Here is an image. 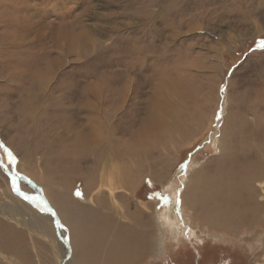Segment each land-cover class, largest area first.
Here are the masks:
<instances>
[{
  "label": "rangeland",
  "instance_id": "rangeland-1",
  "mask_svg": "<svg viewBox=\"0 0 264 264\" xmlns=\"http://www.w3.org/2000/svg\"><path fill=\"white\" fill-rule=\"evenodd\" d=\"M261 42L264 0H0V264H85L97 216L148 223L125 263L264 264Z\"/></svg>",
  "mask_w": 264,
  "mask_h": 264
},
{
  "label": "bare ground",
  "instance_id": "bare-ground-1",
  "mask_svg": "<svg viewBox=\"0 0 264 264\" xmlns=\"http://www.w3.org/2000/svg\"><path fill=\"white\" fill-rule=\"evenodd\" d=\"M38 76H39V81H40L39 83L43 84L44 79H45L44 71H38ZM31 98H32L31 100L34 103H36L37 106H41L40 103L44 102V94L42 92L31 94ZM64 207L67 208V206H64ZM68 209L69 208L66 209L67 210L66 213L68 212ZM94 221H95L93 222L94 228L91 227V230L89 232L88 231L84 233L82 232V235L84 234L86 244L89 245L88 252L90 253V255L86 254L87 257L84 256L85 259L87 260L85 264H94L95 261L100 259V255L102 254V252L108 253L110 255L109 256L110 261H108L107 263L104 262L101 264H130L128 260H127L128 263L127 262L125 263L124 259L126 256H133V255L137 257L138 255L143 256L144 253L147 252L151 248L152 241L149 237L150 234L146 233L142 229L144 227H148V223L138 222L137 227H136L138 229L136 231H133L131 226H129L128 224L127 225H122V224L116 225L117 223L115 222V224L113 223L114 225L110 226L112 228L109 230L110 232H107L109 234V237H108L105 231H104L105 234L104 233L101 234L102 232L100 233L96 230L97 228H99V226H101L105 222L99 221L98 216L95 217ZM94 229H95V233H94ZM15 236H19L21 238L20 241H17L14 238ZM80 238L79 240H77V242L75 241L77 243L76 245L77 247L78 246L80 247V245L84 241V239L82 238L80 239ZM24 241H26V238H24V232L14 230L13 228L6 229L5 231H0V249L5 252L11 253L12 255L18 257L19 259H23L27 256V255L25 256L24 253L20 254L22 252L21 244ZM96 244L99 246L95 248L94 245L96 246ZM108 245H109V250L106 251L105 247H107Z\"/></svg>",
  "mask_w": 264,
  "mask_h": 264
},
{
  "label": "snow or ice",
  "instance_id": "snow-or-ice-1",
  "mask_svg": "<svg viewBox=\"0 0 264 264\" xmlns=\"http://www.w3.org/2000/svg\"><path fill=\"white\" fill-rule=\"evenodd\" d=\"M261 46L264 47V42H261ZM7 156L9 158V163H13L15 162L14 157H12L11 153H7ZM0 166L2 165V162H0ZM180 167H184V165L182 164ZM79 195V193H77ZM157 196H159V199L161 201L167 202L168 201V197L165 195H161L159 193H156L155 190L153 189V196L152 198H157ZM179 203V201H177V204Z\"/></svg>",
  "mask_w": 264,
  "mask_h": 264
}]
</instances>
